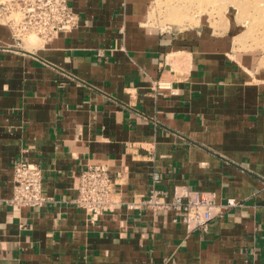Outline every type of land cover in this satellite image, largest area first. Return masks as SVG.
<instances>
[{
	"label": "crops",
	"instance_id": "1",
	"mask_svg": "<svg viewBox=\"0 0 264 264\" xmlns=\"http://www.w3.org/2000/svg\"><path fill=\"white\" fill-rule=\"evenodd\" d=\"M151 2L69 0L79 26L19 52L0 16V264H264L261 60L226 31L149 26ZM19 161L43 168L45 205L9 202ZM95 164L127 202L157 172L164 200L181 187L236 204L206 231L125 206L91 221L73 199Z\"/></svg>",
	"mask_w": 264,
	"mask_h": 264
},
{
	"label": "built area",
	"instance_id": "2",
	"mask_svg": "<svg viewBox=\"0 0 264 264\" xmlns=\"http://www.w3.org/2000/svg\"><path fill=\"white\" fill-rule=\"evenodd\" d=\"M0 16L11 28L13 44L6 46L12 51H25L24 38L35 35L46 44L62 32H70L80 23L79 14L69 0H4L0 2ZM34 47V46H33ZM159 88H167L171 94L177 89L170 83L157 82ZM13 194L9 202L18 207H41L52 198L43 192V168L34 162L19 161L14 165ZM153 187L145 197L125 201L118 188V180L104 164L90 165L79 175L78 194L73 203L85 210L91 221L107 212L126 207L131 210H152L155 213L173 212L174 221H182L187 232L208 230L218 208L235 205L230 200L225 205L215 201L214 192L176 187L171 200H164L157 188L160 175L154 172Z\"/></svg>",
	"mask_w": 264,
	"mask_h": 264
},
{
	"label": "rangeland",
	"instance_id": "3",
	"mask_svg": "<svg viewBox=\"0 0 264 264\" xmlns=\"http://www.w3.org/2000/svg\"><path fill=\"white\" fill-rule=\"evenodd\" d=\"M147 24L164 31L198 26L226 31L237 42L234 52H254L264 69V0H152ZM38 44L35 35L24 38L27 49Z\"/></svg>",
	"mask_w": 264,
	"mask_h": 264
},
{
	"label": "bare ground",
	"instance_id": "4",
	"mask_svg": "<svg viewBox=\"0 0 264 264\" xmlns=\"http://www.w3.org/2000/svg\"><path fill=\"white\" fill-rule=\"evenodd\" d=\"M177 21V20H176ZM175 24H177V23H175ZM35 41L33 40L31 43H29V44H33ZM25 47H27V45H25Z\"/></svg>",
	"mask_w": 264,
	"mask_h": 264
}]
</instances>
